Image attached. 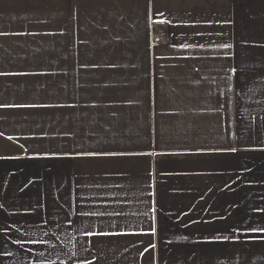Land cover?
I'll list each match as a JSON object with an SVG mask.
<instances>
[{"label":"crops","instance_id":"0c3cea01","mask_svg":"<svg viewBox=\"0 0 264 264\" xmlns=\"http://www.w3.org/2000/svg\"><path fill=\"white\" fill-rule=\"evenodd\" d=\"M0 264H264V0H0Z\"/></svg>","mask_w":264,"mask_h":264},{"label":"built area","instance_id":"2783aa9c","mask_svg":"<svg viewBox=\"0 0 264 264\" xmlns=\"http://www.w3.org/2000/svg\"><path fill=\"white\" fill-rule=\"evenodd\" d=\"M163 32L162 30H157L153 35V43H160L162 41Z\"/></svg>","mask_w":264,"mask_h":264},{"label":"snow or ice","instance_id":"6c2138e0","mask_svg":"<svg viewBox=\"0 0 264 264\" xmlns=\"http://www.w3.org/2000/svg\"><path fill=\"white\" fill-rule=\"evenodd\" d=\"M104 234H106V233H104Z\"/></svg>","mask_w":264,"mask_h":264}]
</instances>
